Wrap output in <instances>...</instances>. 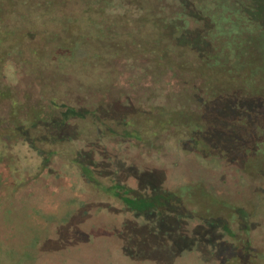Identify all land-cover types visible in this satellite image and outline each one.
<instances>
[{"label": "rangeland", "instance_id": "374dc122", "mask_svg": "<svg viewBox=\"0 0 264 264\" xmlns=\"http://www.w3.org/2000/svg\"><path fill=\"white\" fill-rule=\"evenodd\" d=\"M42 2L0 0V171H9L0 177V264H235L233 248L246 250L247 264H264V142L257 154L240 151L256 133L252 107L264 122V107L251 100L264 94V33L242 37L233 52L230 89L245 92L242 103L237 109L217 95L202 104L205 131L191 144L189 132L164 131L177 115L152 117L156 111L137 101L140 93L126 88L134 68L117 61L110 68L98 36L83 24L81 2ZM68 12L86 28L81 36L50 31ZM86 40L102 62L72 63L70 77L52 72L39 48ZM20 45L25 61H35L15 62ZM153 103L163 102L157 96ZM245 111L249 122L241 127L235 121ZM150 195L170 198L167 207L176 206L182 219L123 201ZM88 201L97 202L92 212L84 210ZM121 223L146 227L138 228V247L147 251L139 262L120 251L135 240L110 228ZM104 226L108 236L98 235ZM150 230L153 237H144Z\"/></svg>", "mask_w": 264, "mask_h": 264}, {"label": "trees", "instance_id": "16d2710c", "mask_svg": "<svg viewBox=\"0 0 264 264\" xmlns=\"http://www.w3.org/2000/svg\"><path fill=\"white\" fill-rule=\"evenodd\" d=\"M74 1L82 3V13L87 16L83 24L98 36L95 41L106 50L110 68L114 70L112 64L117 61L124 63L125 67L129 65L130 69H135V73L128 75L130 78L127 79L126 86L130 87L126 88L140 93L137 101L145 109L156 111L150 114L152 117L168 110L178 116V120L172 121L171 126L164 131L173 130L175 134L189 132L188 136L193 144L195 137L205 131L202 104H208L217 95H222L230 105L238 109L245 98V92L242 90L230 89L237 77V70H234L232 64L235 56L233 52L242 37L245 42H249L247 39L252 32L264 33V0H43L42 4L45 7L54 4L67 7ZM37 17H42V14ZM76 19V14L68 12L62 26L50 31L60 32L62 35L71 31L72 35L81 36L85 27L81 28V24L76 26ZM66 43L62 48L50 43L39 47L43 50L42 58H45V64L52 72L57 70L60 71V76L70 77L65 70L72 63L82 67H99L102 60L98 54L92 53L88 40ZM16 48H19L16 51L19 55H16L15 62L26 66L32 60L35 61L31 55H27L29 60L25 61L26 47L21 48L20 45ZM29 49L30 47L27 52ZM0 64L3 65V62ZM61 66L65 69L59 70ZM99 79L101 78H98V81ZM157 96L164 105L155 104ZM153 100L155 106H152ZM251 100L255 106L264 107V94L253 96ZM172 101L175 105L173 107L169 105ZM181 102L186 107L176 106ZM246 113L243 112L237 118L239 121H235L241 127H245L249 122L246 121ZM251 114L257 134L248 137L245 140L246 147H240V151L257 154L264 142V122L256 121L258 109L252 107ZM201 150L196 148L197 154L201 155ZM7 174V170L0 171L1 178H6ZM3 186L0 182L1 189ZM198 193L207 195L202 189ZM189 196L193 197L195 193H189ZM123 199L132 210L143 213L148 209L157 208L158 215L168 212L170 216L182 219L181 213L174 210L176 206L172 207L173 209L167 207L170 198L166 199V202L157 200L152 195L138 200L134 198L127 201L125 197ZM213 202L216 203V200ZM96 204L97 202L91 201L84 203L85 212H92ZM194 213L189 211L192 218L202 219L201 214ZM99 214L89 215L87 219ZM110 228L118 230L119 235L126 232L134 234L132 247L126 246L124 241V245L119 248L125 257L132 261H141L142 255L147 251L138 247V228L146 227L131 223L130 229H126L124 223H121L119 228ZM107 229L105 226L99 229L98 235L108 236ZM153 235L151 230L144 233V237L152 238ZM231 250L235 264H247L246 250L241 253V248Z\"/></svg>", "mask_w": 264, "mask_h": 264}]
</instances>
